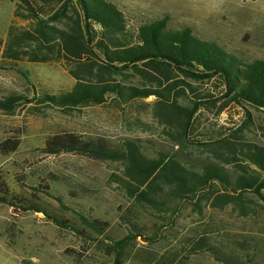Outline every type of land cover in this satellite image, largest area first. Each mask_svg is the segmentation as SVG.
Masks as SVG:
<instances>
[{
  "label": "rangeland",
  "instance_id": "obj_1",
  "mask_svg": "<svg viewBox=\"0 0 264 264\" xmlns=\"http://www.w3.org/2000/svg\"><path fill=\"white\" fill-rule=\"evenodd\" d=\"M106 1L119 7L132 24L168 16L172 30L190 27L200 39L215 42L246 62L264 60V0ZM18 4L19 0H0V98L16 93L28 99L13 113L0 111V181L9 196L19 197L39 211L0 202V264H114L111 248L128 235L124 216L145 236L129 243L123 264H225L209 252L189 254L188 246L200 237L228 253L234 246L246 247L249 251L242 257L264 264V203L252 193L246 194L251 208L248 216L233 205L221 210L205 203L200 214L188 201L162 213L138 205L112 181L113 174L123 172L120 163L77 152L46 153L48 140L65 134L100 138L116 146L126 138L176 145L167 141L166 127L154 117V96L127 104L109 99L104 105L71 114L31 102L44 92L70 90L75 80L64 62L32 64L3 57L10 25L28 27L15 17ZM197 86L203 96L222 95L214 81ZM190 97L179 100L186 104ZM207 108L200 111L189 136V159L205 162L212 158L205 145L221 134H233L248 117L247 136L264 141V111L234 104L220 114L216 108ZM6 142H10L7 152L3 149ZM230 169L238 170L236 166ZM54 218L67 221L68 226L55 224ZM85 220L106 224L104 235L88 238L77 232L76 227L87 228Z\"/></svg>",
  "mask_w": 264,
  "mask_h": 264
},
{
  "label": "trees",
  "instance_id": "obj_2",
  "mask_svg": "<svg viewBox=\"0 0 264 264\" xmlns=\"http://www.w3.org/2000/svg\"><path fill=\"white\" fill-rule=\"evenodd\" d=\"M15 17L28 27L10 25L3 57L32 64L64 62L75 80L70 90L44 92L31 102L71 114L104 105L109 99L127 104L154 96V117L166 127L167 141L176 145L126 138L116 146L100 138L65 134L48 140L46 153L77 152L120 163L123 172L113 174L112 181L138 205L162 213L188 201L200 214L205 203L221 210L233 205L248 216V193L264 203V141H254L245 133L250 117L233 134H221L205 145L213 156L205 162L189 159L186 152L204 106L218 109L219 114L231 104L264 111V60L246 62L217 43L200 39L190 27L172 30L168 16L132 24L119 7L106 0H19ZM212 81L222 88V95L200 94L197 85ZM183 96L192 98L185 104L179 100ZM27 99L16 93L0 98V111L13 113ZM262 134L264 137V128ZM9 143L3 145L5 152ZM0 202L39 211L19 197L9 196L1 181ZM53 220L68 226L67 221ZM122 220L128 225V235L111 248L114 264H123L129 243L145 236L130 218ZM85 223L87 228H75L81 235H104L103 222ZM188 251L191 255L209 252L225 264H257L241 256L249 251L246 247L237 245L228 253L205 237L191 242Z\"/></svg>",
  "mask_w": 264,
  "mask_h": 264
}]
</instances>
